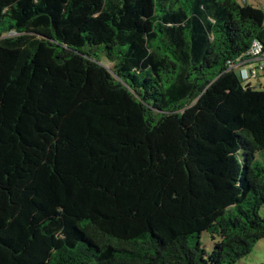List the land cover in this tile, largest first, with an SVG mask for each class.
<instances>
[{
    "label": "trees",
    "instance_id": "obj_1",
    "mask_svg": "<svg viewBox=\"0 0 264 264\" xmlns=\"http://www.w3.org/2000/svg\"><path fill=\"white\" fill-rule=\"evenodd\" d=\"M255 42L246 0H0V264L248 254L264 87L230 65Z\"/></svg>",
    "mask_w": 264,
    "mask_h": 264
},
{
    "label": "rangeland",
    "instance_id": "obj_2",
    "mask_svg": "<svg viewBox=\"0 0 264 264\" xmlns=\"http://www.w3.org/2000/svg\"><path fill=\"white\" fill-rule=\"evenodd\" d=\"M246 3L256 7L264 6V0H246ZM103 62L107 66L111 65V63H108L105 60H103ZM250 83L256 88L264 87V72L258 71L256 77L250 79ZM259 214L264 218V204L261 206ZM200 243L207 252H210L212 250L213 242L210 238L209 233L202 232V234L200 235ZM235 264H264V239L258 240L254 244L251 251L237 260Z\"/></svg>",
    "mask_w": 264,
    "mask_h": 264
},
{
    "label": "built area",
    "instance_id": "obj_3",
    "mask_svg": "<svg viewBox=\"0 0 264 264\" xmlns=\"http://www.w3.org/2000/svg\"><path fill=\"white\" fill-rule=\"evenodd\" d=\"M230 67L239 69L240 77L244 79L245 82H250L251 78L256 77L258 71L264 72V53L262 52V45L258 42L253 43L248 51V58L237 64H232Z\"/></svg>",
    "mask_w": 264,
    "mask_h": 264
},
{
    "label": "crops",
    "instance_id": "obj_4",
    "mask_svg": "<svg viewBox=\"0 0 264 264\" xmlns=\"http://www.w3.org/2000/svg\"><path fill=\"white\" fill-rule=\"evenodd\" d=\"M258 61V60H257ZM254 62H256V61H254ZM257 63V62H256Z\"/></svg>",
    "mask_w": 264,
    "mask_h": 264
}]
</instances>
